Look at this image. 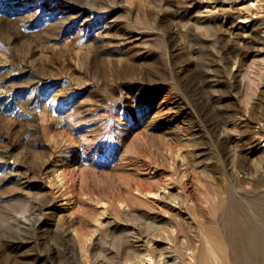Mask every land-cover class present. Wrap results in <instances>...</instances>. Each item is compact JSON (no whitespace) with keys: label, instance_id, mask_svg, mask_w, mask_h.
I'll return each instance as SVG.
<instances>
[{"label":"rangeland","instance_id":"374dc122","mask_svg":"<svg viewBox=\"0 0 264 264\" xmlns=\"http://www.w3.org/2000/svg\"><path fill=\"white\" fill-rule=\"evenodd\" d=\"M228 71L255 80L230 88ZM262 79L264 0H0V264H130L133 236L197 264L209 225L215 264H264L224 239L213 128L217 110L231 148L223 112Z\"/></svg>","mask_w":264,"mask_h":264},{"label":"bare ground","instance_id":"6f19581e","mask_svg":"<svg viewBox=\"0 0 264 264\" xmlns=\"http://www.w3.org/2000/svg\"><path fill=\"white\" fill-rule=\"evenodd\" d=\"M258 42L260 40L256 35L249 34V38L245 43L249 48H253ZM240 54L241 52L239 53L238 51L233 52L235 61L240 62ZM227 64L228 61H225L222 71H227ZM259 74L261 75L262 71ZM226 76L227 85L230 88H236V86L240 85L241 88L247 90L250 89L249 84L255 80L251 77L245 79V74L237 78L230 71L227 72ZM262 82L264 87V79H262ZM263 87L258 92L257 87L252 93L247 91L246 104L248 105H245L242 109L231 111L230 113L223 112L226 115L228 114L229 117L236 119L232 126L240 128L238 132L239 139H234L236 143L231 148L225 149L226 143L231 139L230 136H222L228 130L226 117L221 114L222 112L219 113L217 110H213L215 115L213 128L215 131H219L217 142L214 143L215 151L225 159L226 171L229 172L226 187L222 188L217 201L219 210L218 222L224 230V239L231 243L233 249L244 252L250 257L264 255V249L261 247L262 234L253 223V218L264 220V188L260 192L262 185H264V147H259L253 143L256 136L262 138V140L264 139V115L255 114V108L261 105L260 95L264 94ZM259 122H263V125L259 126L257 130H253V125ZM242 143L250 144L251 146L242 152ZM182 164H184L183 161L180 162V165ZM247 186H250V189L253 190L250 195H246L247 191H249L246 190ZM131 188V186L128 187V189ZM160 188L156 184L142 187L141 189L136 188L135 190L149 199L159 195ZM133 197L135 198V196ZM115 200L120 203L127 201V199L125 200V198L120 196L116 197ZM172 201L179 203V198H172ZM216 229L214 225L207 227L205 232V238L208 243L207 250L197 264H215L211 260V255H214V247L218 245L219 241ZM132 238L128 239V242H131L135 248V259L130 264H180L179 261L175 260L176 258L167 256L163 252L156 254L152 248V238L145 236H133ZM144 252L147 253L146 258H144Z\"/></svg>","mask_w":264,"mask_h":264}]
</instances>
